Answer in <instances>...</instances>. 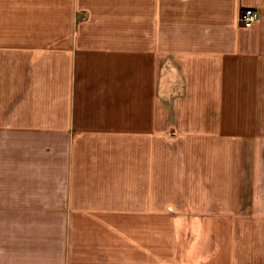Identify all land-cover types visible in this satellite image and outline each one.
<instances>
[{
  "label": "crops",
  "instance_id": "0c3cea01",
  "mask_svg": "<svg viewBox=\"0 0 264 264\" xmlns=\"http://www.w3.org/2000/svg\"><path fill=\"white\" fill-rule=\"evenodd\" d=\"M0 264H264V0H0Z\"/></svg>",
  "mask_w": 264,
  "mask_h": 264
},
{
  "label": "built area",
  "instance_id": "2783aa9c",
  "mask_svg": "<svg viewBox=\"0 0 264 264\" xmlns=\"http://www.w3.org/2000/svg\"><path fill=\"white\" fill-rule=\"evenodd\" d=\"M260 19V14L255 7H245L241 9L239 23L244 28H250Z\"/></svg>",
  "mask_w": 264,
  "mask_h": 264
}]
</instances>
